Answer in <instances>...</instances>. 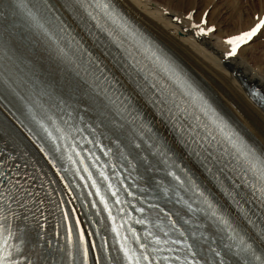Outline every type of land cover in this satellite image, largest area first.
<instances>
[{
    "label": "bare ground",
    "instance_id": "6f19581e",
    "mask_svg": "<svg viewBox=\"0 0 264 264\" xmlns=\"http://www.w3.org/2000/svg\"><path fill=\"white\" fill-rule=\"evenodd\" d=\"M50 1L62 10L69 22H75L74 17L77 15V11L70 0ZM110 1L134 25L155 40L181 65L178 66L186 72L193 85L201 87L206 92L209 101L215 104L242 134L256 145L259 153L264 157V106L260 107L248 93L249 87L255 85L264 94V50L258 56H252L250 60H253V63L243 55V51L247 49L254 51L260 47V51H262L264 44L260 43L259 39L264 37V27L235 55H229L230 51L226 43L233 36L249 32L260 22L261 18H264V0H247L246 5L243 4L244 0ZM224 1L231 7L227 19L222 17L220 11V3ZM207 7L210 9L208 10ZM202 29L203 31H201ZM208 29L213 31H208ZM0 42L6 52V56H0V95L2 99L18 111L19 101L8 90L16 88L17 84L24 80L31 81V85L38 93L44 92V99H37L33 105H30L32 112L27 111L28 119L37 130L32 126L28 128L39 142L42 143L44 139L52 146L56 163L66 170V174L78 190L77 194L81 201L100 204L97 202L96 195L90 192L85 185L83 173L87 172L82 164L76 170L68 158V153L72 152L73 148L83 147V144L89 139L91 146L86 152L91 156L90 163L103 190L106 191L111 185L113 192L116 193L112 206L109 207L117 214L121 213L124 203L125 188L122 187V178L134 186L139 185V182H144L147 184L146 189L148 190L149 184L156 186L161 191L168 188V196L175 208L178 222L181 225L186 220L190 221L191 231L184 236L179 235L178 232L172 230V224L167 215H162L155 207H145L142 213L150 215V218L147 219L152 220L153 225L163 238L171 237L175 241L181 242L184 258L185 256L193 258L187 248L183 246L185 237H187L189 244H195L199 264H220L221 258L224 264H244L243 259L235 254L236 247L233 246L229 249L225 246L231 244L230 241L224 237L222 231L211 220L202 212H189L188 208L172 195L176 181L167 173L174 171L182 180L192 181L199 192L208 193L216 203L226 208L228 213L224 215L238 230L244 241L251 244L256 254L264 261V223L258 218L250 216L248 222L251 225H248L239 217L226 198L218 191L217 186L220 183L216 177L213 176L211 181L201 172L204 170L212 173L213 168L208 166V163L202 162L185 141L181 131L177 129L183 127L187 130V127L181 124H177L175 127V124H172L169 119L170 110L165 106L171 105V103L166 101L167 104H164L160 99L149 96L136 75L123 70L114 55L107 50L100 49V52L106 54L107 57L99 52L98 60L120 80L127 91L132 92L133 99L125 102L127 109L133 110L139 107L151 118V124L154 127L151 126V130L141 132L145 139L136 136L125 122L127 118L116 119L102 101L92 98L90 93L83 89L78 77L62 60L46 56L42 52L43 56H32L22 50V44L16 39L9 40L0 37ZM137 66L148 71V66L136 59V63H133L131 67L136 68ZM150 78L152 81L157 80L154 76H150ZM7 108L12 111L11 107ZM7 108L0 103V139L9 146L19 149L21 157L24 160H29L30 170L45 185L51 187L54 192L60 190L63 193L70 207L77 213L85 241L90 247L93 244L91 230L78 208L77 201L48 157ZM33 114L36 115L37 120L44 118L53 135L58 136L59 133H56L52 126V120L47 119V116H51L58 127L70 134L69 138L66 141L57 140L56 143H53L36 120H33ZM129 140L133 141L131 146H129ZM136 143H139L141 147L136 148ZM117 144L121 145L126 159L120 154L121 149L117 148ZM151 145H156V147L153 148ZM23 148L26 149V154ZM108 149H112V151L106 155ZM192 160L196 161L198 165L193 164ZM106 163L111 167L113 164L114 167L103 166L101 169L104 176H101L99 168L101 164L106 165ZM178 163H185L187 167H181L178 171ZM38 166L41 167V170L37 168ZM136 166L139 170L134 173ZM118 169L122 171V178L116 172ZM105 177H107L106 182ZM177 190L185 200L192 203L193 208L202 207L195 194V189L185 192L182 188L177 187ZM95 192L97 193V190ZM140 193L147 195L145 191H140ZM53 206L58 208L56 202H53ZM88 212L94 216H105L107 208L99 207L94 210L89 207ZM203 218L206 219L205 224L201 222ZM0 224L4 226V236L11 233L12 244H21L22 246V248L19 247V251L23 249L24 253H20L16 263H26L29 255L25 253V250L27 243L32 241V231H27L26 225L20 220L18 227L13 232L17 222L8 216H1ZM112 225L117 226L115 220L112 221ZM186 225L188 224L184 223L183 226ZM31 227L34 229V222L31 223ZM192 233H196V236L193 237ZM20 235L23 237L22 239H20ZM53 237L63 249L61 253H58L52 248L51 258L47 264H58L56 259L60 260V258L64 259L62 264H68L67 253L70 251L69 247H73V241L72 245H69L68 237L66 239L59 232ZM234 242L239 243V239ZM45 243V239H39L36 256L32 260L33 264H41L44 260L47 246ZM212 249L219 251L220 256H216L215 252L211 251ZM34 250H31V254ZM12 256L13 253L10 252V255L2 260L3 264H7ZM91 256L92 264H95V251L91 252ZM193 259L197 261L195 257ZM114 262L124 264L123 255L116 250H114ZM253 264H260V261L253 260Z\"/></svg>",
    "mask_w": 264,
    "mask_h": 264
},
{
    "label": "snow or ice",
    "instance_id": "6c2138e0",
    "mask_svg": "<svg viewBox=\"0 0 264 264\" xmlns=\"http://www.w3.org/2000/svg\"><path fill=\"white\" fill-rule=\"evenodd\" d=\"M12 2L15 4V6L17 8H19L20 11H22L24 13L25 19L31 28L36 30V32L38 34H42L49 41H51L52 44L56 47L57 51L62 56H67V53L65 52V50L63 48L59 47V39H62V37L58 36L59 29L57 28L56 25H54L53 21L50 18L46 17L38 7H35L36 0H12ZM78 2H80V0H78ZM28 3H33L34 7L29 8ZM2 4H3V0H0V5H2ZM103 7L105 10H107L108 6H107V4H105V5H103ZM262 27H264V18H261L260 22L254 28H252L249 32H246V33H243V34L236 36L234 38L228 39L226 41V43H228L229 45H232V48H231L229 55H235L236 51H237V47H239L240 44L246 43L247 41L251 40L252 37L256 35L257 31H259ZM201 31H203V29ZM208 31H212V29H208ZM110 103H112V101H110ZM29 112H32L31 107L29 108ZM32 118H33V120H36V122L40 125V127L43 129V131L47 133L48 138L53 143H56L57 140L66 141L69 138L70 134L66 133L64 129L58 127L56 125L55 120H53L51 116H47V119L52 120V126L55 129V132L59 133L58 136L53 135V132L46 125L44 118L37 120L35 114H33ZM216 123H217V126L219 128V131L224 134L225 139L229 141L231 146L236 150V152L239 154V156L241 158H245L250 162L251 167L253 169L256 168V166H257L256 162L257 161L260 164L264 165V158L256 157L254 150L251 149L248 145H246L244 143V141L239 137V135L237 133L233 132L228 127L226 122H224L223 120H218V121H216ZM132 143H133V141L129 140V146H131ZM151 146L153 148L156 147V145H151ZM135 147L140 148L141 145L139 143H136ZM117 148L121 149V145L117 144ZM57 150L59 151V147L57 148ZM72 150L74 152L75 148H73ZM42 151H43V148H42ZM111 151H112V149H108L105 154L107 155ZM120 154L122 156H124V152L122 149H121ZM129 154H131V153H129ZM76 155L79 156L80 154L77 152ZM68 158L71 160V158H72L71 155H69ZM124 158L126 159L127 157L124 156ZM81 163H83V161H81ZM84 170L87 171V168H85ZM167 174L169 176H171L173 178V180L176 181V185L173 186L172 195L177 197L178 202L184 204L188 208L189 212H192V213L202 212L209 220H211L217 226V228L220 229V231L226 233L227 239H229V240L239 239V243H237L235 245L228 244L225 246L228 247L229 249H231L233 246L236 247L237 252L235 254L240 256L241 259H243L244 264H253V260L260 261V264H264V261H262L261 257L256 254V251L253 249L252 245L249 243H246L244 241L243 237H241L239 235L238 230L233 226V224L223 214V212L217 208V206L208 198V196H206L203 192H199L196 185L193 184L192 181L189 180V181L185 182L174 171H169ZM100 175L104 176V173L101 172ZM89 179H91L90 173H89ZM105 179H107V177H105ZM188 185H191V187H188ZM93 187H96L95 181H93ZM109 187H111V185H109ZM177 187L182 188L185 192L193 191L195 189L196 190L195 194L197 195L198 199L200 200L202 207L193 208L192 203L189 202L188 200H185L180 195V191L177 190ZM163 191H164L165 196L169 195V189L168 188H164ZM258 191L261 192L262 198H264V189H259ZM96 194L100 195L99 189H97ZM115 194L116 193L113 192V195H115ZM103 199L104 198L101 197L102 202H103ZM234 202L237 203V205L239 206L238 201H234ZM117 203H119V200H117ZM107 207H108V205L105 204V208H107ZM138 211L143 212L144 210L138 209ZM161 211H163V209H161ZM241 211L243 212V209H241ZM243 214L245 216H247L246 212H243ZM165 215H167V213H165ZM65 218H67V214H66ZM169 219L171 221V218H169ZM144 222H145L144 220H138L137 221V223H140V224H143ZM185 223L189 224L190 221L186 220ZM171 224H172V230L178 232L179 235H181V236L185 235V233L183 231H181L180 228L176 225L175 221H171ZM4 231H5L4 226L2 224H0V240H3L5 245H7V240L9 238H11V233H9L8 237H5ZM112 231L114 233H116L117 239L121 240V233H120V231L116 225H113ZM71 234H72L71 229H69V235H68L69 245H72ZM150 235H151L150 232L146 233V236H150ZM165 235H167V233H165ZM192 235H193V237H195L196 233H192ZM132 236L135 238L136 243L139 244L140 238L138 236H136V233L134 231H132ZM152 242L155 244L161 243L159 238H154ZM166 242L167 241H165V243ZM172 242L173 243H179V241H172ZM81 246H83V247L81 248ZM183 246L185 248H187L188 253L192 257H195L198 254L195 251V244H189L187 242V237H185V241H184ZM74 247H75V255L73 254L72 251H69L67 253V255L69 257L68 264H72L73 260H75L77 262V264H80L79 256L81 255V251H82V256H83L82 264H88L90 252L96 250L97 245L95 243H93L90 247L88 245H86L84 233H81L80 237H79V241L74 245ZM146 247H147L146 245L140 244L141 249H145ZM17 250H19L18 246H17ZM120 251L123 253V258L127 262V264H133V262H135V264H140V258L136 256L135 250L129 245L127 237L122 238V242L120 243ZM211 251L215 252L216 256H220L219 251H216L215 249H212ZM141 256H142L143 260H145V261L148 260L147 255H144L143 253H141ZM177 259H179V258H177ZM0 264H3L2 260H0ZM29 264H31V262H29ZM95 264H102L99 257H97ZM182 264H193V261L189 260L188 256H185ZM195 264H199V261H195ZM220 264H224V261L222 258H221Z\"/></svg>",
    "mask_w": 264,
    "mask_h": 264
},
{
    "label": "rangeland",
    "instance_id": "374dc122",
    "mask_svg": "<svg viewBox=\"0 0 264 264\" xmlns=\"http://www.w3.org/2000/svg\"><path fill=\"white\" fill-rule=\"evenodd\" d=\"M246 2H247V0H244V1H243V4L246 5ZM225 4H226V6H224ZM220 5H221V6H220L221 15H223L222 17H224V19H225V18L227 19V16H229V15H230V12H231V11H230V10H231L230 4H229V3H226V1H224V2H221ZM222 6H223V8H222ZM207 9L209 10L210 7H207ZM207 9H206V10H207ZM223 12H224V13H223ZM228 13H229V14H228ZM262 37H263V36H262ZM259 41H260V43L264 44V37L261 38V39H259ZM260 50H261L260 47L257 48V49L254 50V51L247 49V50L243 51V55H244V57H246V59L249 61L250 59H252V56H258L259 53L263 52L264 47L262 48V51H260ZM250 61L253 63V60H250Z\"/></svg>",
    "mask_w": 264,
    "mask_h": 264
}]
</instances>
